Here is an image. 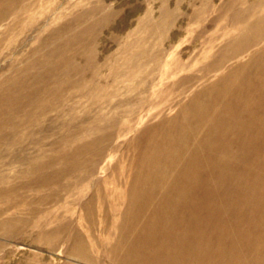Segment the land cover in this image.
<instances>
[{
	"label": "rangeland",
	"instance_id": "1",
	"mask_svg": "<svg viewBox=\"0 0 264 264\" xmlns=\"http://www.w3.org/2000/svg\"><path fill=\"white\" fill-rule=\"evenodd\" d=\"M0 0V264H264V0Z\"/></svg>",
	"mask_w": 264,
	"mask_h": 264
},
{
	"label": "bare ground",
	"instance_id": "2",
	"mask_svg": "<svg viewBox=\"0 0 264 264\" xmlns=\"http://www.w3.org/2000/svg\"><path fill=\"white\" fill-rule=\"evenodd\" d=\"M9 2L11 3V0H9L8 3H9Z\"/></svg>",
	"mask_w": 264,
	"mask_h": 264
}]
</instances>
